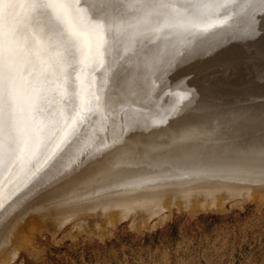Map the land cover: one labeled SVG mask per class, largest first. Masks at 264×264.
<instances>
[{
  "label": "bare ground",
  "instance_id": "obj_1",
  "mask_svg": "<svg viewBox=\"0 0 264 264\" xmlns=\"http://www.w3.org/2000/svg\"><path fill=\"white\" fill-rule=\"evenodd\" d=\"M258 1L236 0V5L229 3L227 8H215L204 21L193 27L181 8H162L159 6L161 0H115L117 5H123V7H117L113 12H110L109 17L111 16L112 22L128 31L131 30L132 24L137 26L134 44L142 45V47L145 45L148 50L147 52L138 50L139 52L136 53V51L132 52L134 48L131 49L128 45L131 49L130 52L127 49L119 51L115 54L116 59L109 61L111 63L108 65L112 67L111 70H123L128 65L131 66L130 70H133L121 73L118 76V84L113 81L112 77L108 76L103 79L104 81L107 79L113 86L123 91L122 98L116 97L111 92L105 94L100 92L99 97L94 96L86 100L80 96L82 100L77 99L75 94L82 91L79 87L70 90L71 92L65 98H61L58 94L62 95L63 92L67 93L68 91L67 87L64 88V91L62 90L63 92L60 90L65 82L59 85L57 95L53 97L55 99L59 97V104L57 103L59 113L53 120L45 119L48 125L53 124L57 129L60 128L58 134H56L57 132L55 136H49V134L48 138H50L47 143H40L45 146L41 149L40 147L36 148L39 151H33L29 157L25 156V152H28L27 149L32 145H27L26 149L24 142L25 152H23L25 150L23 148H21L22 152H20L21 149L20 151L17 149L20 154H15L14 162L9 164L12 156L9 159L7 155L8 159L5 158V160H9L8 164L0 165V175L2 176L0 188L4 184L2 180L6 181V177L7 179L10 177L9 181L7 180L8 182L0 189V220L10 213L11 216L13 215L11 219L9 216L10 220L6 219L7 222H4L6 224L2 228L0 227V253H2L0 264H5L16 251V248L11 247L9 251L11 254H9L4 247L6 244L9 245L13 239L15 241L18 235V229L16 230L15 226L23 223L27 214H31L33 218L39 220L41 226H50L54 232L56 229L54 226L63 225L68 219L81 214L86 209L91 212L113 211L117 218L126 216L127 213H135L138 217L133 220L134 222L139 217H141L139 220L142 221L146 218L149 219L150 215L157 214L159 209L168 206L174 198L181 204L193 202L194 205L201 206L206 203L205 206L208 204L212 207L213 201L221 203L236 195H247L255 188L263 189L264 192L263 126L260 123L253 128L252 132L250 131V136L247 133L242 134L239 128L235 130L234 128L238 125L236 120L242 114L238 113L235 108L226 109L229 107L227 106L228 102L233 99L232 96L226 94V99L217 100L216 104L218 105H215V101L209 103L206 100L196 102V105L187 108L188 104L194 101L195 93L192 89L183 100H180L177 107L175 106L176 109L171 107L172 110H168V106L173 103L167 100L169 103L166 104L163 99L155 101L153 95L152 99L148 95L149 92L153 94V91L162 85L165 91H171L174 95V83L163 84L159 81L161 78L157 79L158 81L154 79L175 61L178 60L181 62L180 64H183L185 58L196 53L212 52L218 42L229 40L234 24L232 23L233 19L236 15L256 6ZM149 2L153 6H148ZM162 2L179 5L183 0H162ZM207 23L215 26L205 31ZM259 27V25H242L240 31L241 34L248 36L259 31ZM95 42L93 41L91 44L90 53L96 50ZM3 44H0V63L6 62L8 52L6 50H9L8 48L11 46L6 47ZM44 44H46L44 45L45 50L38 51L24 65L25 73L33 74L37 70H42L46 60H61L60 56L56 55L57 52L61 55L65 54L61 43L54 37ZM48 44L51 45V48L47 47ZM73 52L75 57L89 54L88 48L83 45L74 48ZM135 62L138 64L135 65ZM2 70L0 68V71ZM83 74L85 73L83 72ZM98 77L100 79V76ZM99 82L100 80L97 83ZM42 84L44 86V83ZM101 85L99 86L101 87ZM229 85L232 86L230 83ZM32 86L29 87L34 88V85ZM37 87L39 89L42 85ZM53 87L56 86L53 85ZM193 87L195 88V86L191 88ZM28 91L27 93L31 94ZM230 91L234 92L231 89L226 92ZM25 94L26 91L24 96ZM91 95L89 94V96ZM23 97H18L21 103L26 100H23ZM53 98L43 101L36 112L19 120L20 125L17 127L20 134L23 135V131L28 129L29 124L33 125L34 120L43 118L42 115H49L44 114V111ZM29 101L31 100L29 99ZM132 102L138 104V108L132 107L130 105ZM15 103L17 104V102ZM102 104H107L109 106L107 110L111 113H107V115L104 114L106 111L102 113ZM152 104L153 106H149ZM94 105L97 108H94ZM118 105H125L121 114L116 112L119 109L114 108ZM111 106L114 107L111 108ZM23 107L20 104L18 108L23 109ZM55 108L58 110L57 107H54L53 110ZM92 108L93 110H91ZM189 108H193V110L186 111ZM229 111H236V113ZM19 113L17 114L18 118ZM252 118H257V115H253ZM32 128L35 129L34 126L31 127V130ZM40 128L42 127L40 126ZM44 132L42 131L43 134ZM0 135L2 138L4 133L0 132ZM22 135H19V138ZM39 136H37V140ZM1 138V141L4 140ZM29 139L31 140V138ZM21 140L19 139L20 144L26 141ZM37 140L35 141L38 143ZM17 144L19 143L17 142ZM4 147H2L4 150L2 153L6 156L4 152L7 150ZM1 149L0 156L3 155ZM153 149L155 150L153 151ZM107 188H110L105 193L108 206H101L97 203L95 192ZM40 189H44V192H39L37 198L27 200ZM24 201L25 204H23ZM173 202L175 201L173 200L172 204ZM20 206H22L20 209L17 208ZM213 206L215 207V205ZM141 220L138 223H141ZM80 223L79 225H81ZM81 226L83 227V225Z\"/></svg>",
  "mask_w": 264,
  "mask_h": 264
},
{
  "label": "rangeland",
  "instance_id": "obj_2",
  "mask_svg": "<svg viewBox=\"0 0 264 264\" xmlns=\"http://www.w3.org/2000/svg\"><path fill=\"white\" fill-rule=\"evenodd\" d=\"M30 12V3L23 2V0H0V44L4 43L6 47H9V45H11L8 49L14 50V54L12 55L9 54V50H6L8 51L6 54V62L11 61L12 73L14 75V80L11 82V86L15 90V102H17V104L15 103V112H17L15 113L17 126L20 125V119L27 118V115L30 116L33 112H36L43 101L55 97L59 88L58 86L64 82L65 83L63 85V88H60V90L64 91V88L67 87L68 92L66 93L62 91V95L58 94L61 98H65L67 94H69L74 88L76 89L78 87L83 92L79 91V93L77 92L75 96L77 97V99L80 98L81 100L82 98L88 100L89 98L91 99V97L94 96L99 97V95L105 94L106 92H111L116 97L119 96L118 98L123 97V95H121L123 94V91L117 89L115 86L112 85V83L108 82L107 79L105 80L106 82L103 79L107 78L108 76L112 77V73L118 70H111L110 68L112 67H110L108 63H111L109 62L110 60L112 61V59H116L115 54H117L119 51H126L125 49H127V51L130 52L131 49L134 48L132 52H145V50L147 52V46L143 45L144 47H142V45L139 46L134 44V35L137 34V26L135 27L134 24H132L131 30H125L122 27H119V24L112 22L110 16L108 24L105 26V40L103 42L102 49L98 51L96 47L95 52L76 56L75 59L71 61V64L73 65L72 67H69L68 63H64L62 60H46L42 68L43 71L37 70L36 73L27 74L25 73L24 69V65L26 64V62H28L29 59L39 51L40 44L46 45L44 43H46L51 38L50 35L45 34L46 30L41 31L39 27L35 26V21H32V26H29ZM261 14L264 15V0H259L256 6H253L244 11L243 13L236 15V17L233 19L234 22H232L234 24L231 28L232 30L230 39L223 40L220 43L218 42L212 50L214 51L216 49H219L226 43L236 45L240 42V40L252 39V35L254 33V35H256L258 31L253 32V34L251 35L245 36L241 34V26L259 25L261 27ZM36 40L40 41V44H37ZM24 41L28 42V47L22 46ZM95 44L97 45V42H95ZM128 45L131 47V49L130 47H128ZM247 49H253V51L255 50V48H253L252 46ZM101 51L103 52L102 58L99 55ZM259 63H261L260 59L255 58L246 62L245 64L252 65ZM101 64H104L103 67H101ZM134 64L137 65L138 62H135ZM130 68L131 66L128 65V67H125L123 70L119 69L118 76L121 75V73L123 74L133 71L130 70ZM100 69L102 72L100 71ZM105 70L106 72H104ZM226 70L228 71L227 68ZM165 71L166 70H164V72H161V74H159V76H157L154 80L158 81L160 78H162ZM83 72L85 74H83ZM97 72H100L101 75ZM67 73L71 74V81H69L70 79L67 78ZM98 76H100V79ZM99 80L100 84L97 83ZM42 83H44V86ZM37 84H39L40 86L42 85V87H39L38 89L37 86L39 85ZM174 84V95H172L171 91H165L162 85L156 91H153V94L149 92V98L152 99L151 96L153 95L155 101L158 99H163L166 104L170 101V103L173 104L166 106H168V110H172V108L176 109L177 104L181 102L180 100H183V98L188 93H190L192 89L195 93L196 88H191L192 85L186 82L185 77L176 79ZM32 85H34V88H30L33 87ZM53 85L56 87H53ZM99 85H101V87ZM70 86L73 88H71ZM106 87L110 88L107 89ZM41 90L42 92H40ZM25 91L26 94H28H25L26 97L24 96ZM27 91L31 92V94L27 93ZM33 91L37 94H35ZM86 93L92 95L89 96V94L87 95ZM116 93L119 95H117ZM167 93L168 95H166ZM21 96H24L23 100L26 99L24 102L22 101L23 104L21 103V100L19 101V99L22 98ZM28 98L31 101H29ZM58 98H53V100H51L52 103H49V105H53H48L46 108L47 110L45 109L44 111V114H49V117L42 115L43 118L40 117L37 120H34L33 125L32 123L29 124V126L27 127L28 129L23 131V135L20 133L18 134L17 142L19 144L15 145L16 155L17 153L20 154L19 152H17V149H19L18 151H20L21 148L27 149V145H32L29 146L30 150L27 149L28 152H25L26 149L23 150V152L26 153L25 156L29 157L33 151H39V147L41 149L45 146L40 143H47V140H49L50 138H48L49 134V136H55L56 134H58L60 128L57 129L56 126L53 124L48 125L47 120H45H53L58 115ZM20 104L21 107L24 106L23 109L18 108L20 107ZM130 105L134 108H138V104H136L135 102L134 104L133 102L130 103ZM16 106L18 107L16 108ZM124 106L125 105H118L115 107L111 106V108L114 107L115 109H119V111L116 112H119L121 114V111L123 110ZM149 106H153V104ZM52 107H57L58 110H56V108L53 110ZM93 107L97 108L95 107V105ZM108 107L109 106H107V104H102V109L104 111L102 110L101 112L104 113L106 111V113H104L106 115L107 113H111L107 110ZM91 110H93V108ZM191 110H193V108H189L186 111ZM19 112L21 113L22 117ZM229 112L236 113V111ZM18 113L19 118L17 117ZM35 121L37 122L36 124ZM46 125H48V127H46ZM33 126L35 127V129L32 128L31 130V127ZM40 126L44 128L42 129L40 128ZM53 128L57 131L52 130ZM236 128L237 127H235L234 129L236 130ZM41 130L43 132L47 130L48 132H44V135ZM19 135H22V137L24 136V139L22 137L19 138ZM1 136L2 135H0V138ZM37 136L41 138L38 137L37 140ZM29 138H31V140ZM1 139H4V135ZM19 139H22L21 141L26 140L23 141V143H26L25 148V143L23 144L21 142L20 144ZM35 140L39 141V144ZM22 144L23 146H21ZM0 147L2 148L4 146ZM5 147L4 148L7 150L6 144ZM155 149H153V151ZM2 150L3 148L1 149V154H3L2 152L4 151ZM20 152H22V149ZM4 153H6V156L5 154L0 156V165L8 163L11 164L12 162H14L16 158L15 154L14 156H12V159L11 157H9V159H11L12 161L10 160V162L8 160V162L6 161L8 159L7 151ZM13 157L15 158L13 159ZM1 177L2 176L0 175V178ZM9 178L10 177H8L7 179L6 177V181L2 180L4 181V184L9 181ZM2 185L0 189L3 188ZM40 190L34 192L31 197L27 198V200H32L34 199V197L37 198L39 192H44V189H42L43 191ZM109 190L110 188H107L101 190L100 192H95L98 198H96L97 203L101 206H108L105 193ZM173 200L177 202V204H174L175 202H173L172 204ZM173 200L169 202L168 206L159 209L157 214L153 213L152 215H150L149 219H143L144 221L140 219L141 223H138L140 222L139 218L141 217H139L138 220L133 222V220L138 217L135 213H127L126 216H118L117 218V215H115L113 211L91 212L86 209L87 211L83 210L85 212L82 211L81 214L73 216V218L68 219V221L63 225L59 227L54 226V228H56L54 232L52 231L50 226H41L39 220L33 218L31 214H27L23 220V223L16 224L15 226V229H18V235L16 236L15 241L13 239L14 243L16 242L15 244H12L14 246L11 245V243L13 242L12 241L11 243L9 242V245L6 244L8 246L5 245L6 248L4 247L5 251L9 254H11L9 252L11 250V247L14 249L16 248L15 250L17 251H15L16 254L14 252L12 257L9 255L10 258L7 262H5V264H264L263 189L255 188L247 195H236L235 197L227 199L223 202L218 200L221 203L213 201L211 203L212 207L208 206V204L205 206L206 203L204 202V204L200 202V204L202 205L198 206V204L194 205L193 202L191 203L192 205L185 204L183 202L185 204L184 205L183 203L181 204L180 201L178 203V200L175 198ZM23 204H25V201L23 202ZM213 205H215V207ZM21 207L22 206L17 208L20 209ZM9 216L11 219L13 215L11 216L10 213L4 218H1L0 225L3 223L0 226L1 228L6 224L4 223L5 221L7 222V220H10L8 219ZM109 217L111 218L109 219ZM79 223L83 225L84 228L79 225ZM0 255H2V253H0Z\"/></svg>",
  "mask_w": 264,
  "mask_h": 264
},
{
  "label": "snow or ice",
  "instance_id": "obj_3",
  "mask_svg": "<svg viewBox=\"0 0 264 264\" xmlns=\"http://www.w3.org/2000/svg\"><path fill=\"white\" fill-rule=\"evenodd\" d=\"M30 3L31 12L29 16V26L35 21V26L41 31L46 30L45 34L57 39L64 48V55L56 53L64 63L72 67L71 61L75 59L74 48L81 45L88 48L91 52V44L97 42V50L103 48L105 40V26L108 24L110 12L117 7L115 0H23ZM236 5V0H183L179 5L163 3L159 4L162 8L178 7L186 14L187 20L196 27L201 21L215 8H227L228 4ZM148 6H153L151 2ZM238 6V5H237ZM215 25L207 23L205 31ZM18 31V30H17ZM40 44V41H37ZM23 47H28V42H23ZM51 48V45H47ZM45 46L40 44L39 51H44ZM9 54H14L10 49ZM101 58L103 52H100ZM103 67V64H101ZM0 132L4 133V140L0 141V146L6 143L7 154L9 157L16 152L15 145L18 140L19 130L15 117V96L11 82L14 80L11 61L0 63ZM71 79V74H66ZM112 79L117 84L118 70L112 73Z\"/></svg>",
  "mask_w": 264,
  "mask_h": 264
},
{
  "label": "water",
  "instance_id": "obj_4",
  "mask_svg": "<svg viewBox=\"0 0 264 264\" xmlns=\"http://www.w3.org/2000/svg\"><path fill=\"white\" fill-rule=\"evenodd\" d=\"M260 21L261 27L256 35L255 33L252 35V39L240 40L236 45L226 43L213 52L196 53L185 58L183 64L177 60L166 69L159 81L170 84L178 78L185 77L186 82L195 86L194 101L189 103L187 108L196 105V102L206 100L209 103L215 101V105H218L217 100H224L226 94L230 95L233 99L228 102L229 107L226 109L235 108L242 114L236 120L238 122L236 127L242 131V134L247 133L250 136V131L252 132L260 123L264 131L263 14L260 15ZM250 46L255 50L247 49ZM255 58H259L261 63L245 64ZM229 89L234 92H226ZM253 115H257V118H252Z\"/></svg>",
  "mask_w": 264,
  "mask_h": 264
}]
</instances>
